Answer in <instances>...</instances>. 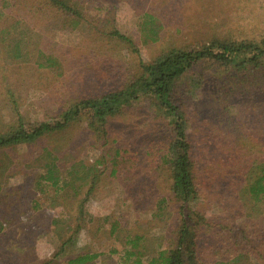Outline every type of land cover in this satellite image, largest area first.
<instances>
[{"label": "rangeland", "instance_id": "374dc122", "mask_svg": "<svg viewBox=\"0 0 264 264\" xmlns=\"http://www.w3.org/2000/svg\"><path fill=\"white\" fill-rule=\"evenodd\" d=\"M78 1L83 18L73 26L49 0H0V31L5 29L0 32V132L15 128L18 116L25 124L52 123L75 102L122 87L136 69L137 55L109 34L112 27L135 42L145 61L164 48L190 46L210 35L264 37V0ZM145 11L162 21L154 43H143L138 32ZM18 34L23 40L16 56L11 49ZM181 82L190 89L185 111L199 163L201 210L221 216L223 205L229 216L238 184L229 168L233 144L241 141L237 133L264 140V73L231 84L225 103L214 100L206 84ZM123 111L109 119L107 139L100 142L83 119L34 143L0 149V264H63L85 251L110 263L129 246L126 238L136 235L146 238L148 247L156 242L165 247L174 214L156 217L154 202L169 191L158 149L166 121L147 98ZM43 147L55 150L62 169L75 161L97 166L101 172L87 199L86 185L56 192L39 179ZM113 148L121 152L114 155Z\"/></svg>", "mask_w": 264, "mask_h": 264}, {"label": "trees", "instance_id": "16d2710c", "mask_svg": "<svg viewBox=\"0 0 264 264\" xmlns=\"http://www.w3.org/2000/svg\"><path fill=\"white\" fill-rule=\"evenodd\" d=\"M49 4L68 16L73 26L83 18L78 0H49ZM137 27L143 43H154L160 38L162 21L152 11H145L139 15ZM4 30L0 32L4 33ZM109 34L137 55L136 69L124 85L75 102L52 123L25 124L18 116L15 128L0 132V149L34 143L43 135L62 131L73 123L84 122L83 119L95 140L103 141L107 139L110 118L122 114L134 102L147 98L153 104L155 114L166 121L167 130L158 149L162 152L159 167L169 179V191L154 202V215L160 217L164 212L170 214L173 211V222L169 225L171 230L164 241L165 247L162 242L148 247L146 238L136 235L126 238L125 244L129 246L120 257L111 261L110 254L106 256L110 263L99 259L101 254L85 251L64 260L63 264H264V140L237 133L241 141L233 144L229 162V168L238 175L233 193L235 212L231 209V215L227 216L226 208L219 205L221 216L208 217L201 210L199 163L185 111L190 89L189 85L183 87V82L180 83L182 79H191L200 87L206 84L208 94L225 103L231 84L245 83L258 73H264V37L236 38L229 33L210 35L190 46L164 48L145 61L140 58L139 49L130 37L114 27ZM19 36L15 37L11 49L16 56L22 48L23 37ZM0 37L3 40L4 36L0 34ZM209 71L212 86L207 81ZM189 75L194 77L188 78ZM113 150L114 155L121 152L119 148ZM57 156L54 149H41L39 158L43 172L39 179L56 192L86 185L84 200L87 199L96 174L101 171L96 165L82 166L76 164L77 161L62 169L57 164ZM202 170L207 171V165ZM2 172L3 168L0 174ZM168 205L171 208H167ZM152 247L153 252L149 254L147 250Z\"/></svg>", "mask_w": 264, "mask_h": 264}]
</instances>
